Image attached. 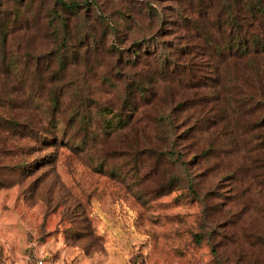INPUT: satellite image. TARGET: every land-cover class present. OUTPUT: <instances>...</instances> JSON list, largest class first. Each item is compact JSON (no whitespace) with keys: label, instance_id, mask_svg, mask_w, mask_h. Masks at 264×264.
<instances>
[{"label":"rangeland","instance_id":"374dc122","mask_svg":"<svg viewBox=\"0 0 264 264\" xmlns=\"http://www.w3.org/2000/svg\"><path fill=\"white\" fill-rule=\"evenodd\" d=\"M14 1L0 0V15L12 19ZM29 1L32 6L27 15L33 26L25 31L27 36L20 33L11 40L8 49L22 60L28 52L30 57L45 55L44 61L52 58L55 68L61 54L66 64L80 57V63L69 64L62 83L58 82L64 85L59 97L68 109L80 104L82 98L92 105L95 96L88 97L91 92L101 95L97 102L100 109L108 105L110 97L104 94L102 81L107 80L108 89L116 93L119 85L106 76L105 62L110 57L125 61L147 53L153 54L150 59L175 57L172 51L186 43L185 29L175 25L184 19L176 5L186 8L192 3L194 8L204 2ZM63 2L78 5L64 6ZM183 8V14L194 17ZM193 29L200 39L191 42H198L196 46L206 43L200 31ZM142 36H147L144 42ZM192 48L183 50L190 51L185 57H206ZM199 61L205 63L200 58L194 60L196 64ZM86 63L94 66V71L89 72ZM164 91L161 89L169 95L172 86ZM189 96L192 93L177 92L172 104ZM168 102L166 99L163 105ZM113 104L117 106L119 100L110 106ZM138 125L148 133L153 130L148 119L143 118ZM129 130L114 133L104 145L96 143L83 152H76L72 142L64 138L53 146L49 136L44 150L30 155L54 154V158L23 182L0 190V264H37L40 260L45 264H237V254L220 248V244L232 232L241 237L254 230L264 217L257 186L239 179L241 157L223 155L218 160L211 153L195 158L200 149L197 143L186 156L178 159L166 154L162 165L154 163L155 167L149 168L142 164L135 171L128 154L134 140ZM221 162L225 164L216 166ZM253 172L249 168L248 178ZM40 176L43 178L32 185ZM173 177L177 179L172 189L151 193ZM214 247L221 253H214ZM242 263L248 264V258Z\"/></svg>","mask_w":264,"mask_h":264},{"label":"trees","instance_id":"16d2710c","mask_svg":"<svg viewBox=\"0 0 264 264\" xmlns=\"http://www.w3.org/2000/svg\"><path fill=\"white\" fill-rule=\"evenodd\" d=\"M31 6L29 0H15L11 10L14 17L0 15V190L23 182L52 162L54 154L30 156L43 151L50 137L53 146L64 138L72 142L76 152H83L96 143L104 145L114 133L131 129L134 140L128 154L135 171L142 164L149 168H154V163L162 165L166 154L177 155L178 159L186 156L199 143L195 158L211 153L218 160L223 155L241 157L239 179L255 183L264 206V0H204L194 8L176 5L184 19L175 25L185 29L186 43L172 51L175 57L150 59L153 54L147 53L133 61L122 57L106 59V76L119 85L116 93L108 89L107 80L102 81L104 94L110 99L101 109L97 103L101 95L97 92L88 95L95 96V108L87 104V98L71 109L61 102L63 72L69 64H79L80 57L66 64L61 54L55 68L52 58L44 61L45 55L30 57L28 52L22 60L11 54L9 42L20 33L27 36L25 31L33 26L27 15ZM182 8L194 17L183 14ZM193 28L200 31L206 43L196 46L198 42H191L200 39ZM142 37L144 42L147 36ZM188 46L206 57H185L190 53L183 51ZM85 58L89 57L82 59ZM197 58L205 63L196 64ZM85 67L89 72L95 68L90 63ZM82 79L85 81L86 75ZM171 86V96L172 92L162 94ZM177 92L192 96L172 104L171 98ZM166 99L169 102L164 106ZM113 100H119V104L111 107ZM102 113L107 115L99 119ZM143 118L148 119L151 133L138 125ZM147 158L156 160L146 161ZM222 164L225 162L216 166ZM249 168L254 171L250 178ZM176 179L173 177L151 193L167 192ZM226 239L220 248L236 253L237 264H244L245 258L248 264H264V217L254 230L241 237L232 232ZM213 252L221 253L216 247Z\"/></svg>","mask_w":264,"mask_h":264},{"label":"built area","instance_id":"2783aa9c","mask_svg":"<svg viewBox=\"0 0 264 264\" xmlns=\"http://www.w3.org/2000/svg\"><path fill=\"white\" fill-rule=\"evenodd\" d=\"M37 264H45V263H44L43 261L40 260Z\"/></svg>","mask_w":264,"mask_h":264}]
</instances>
